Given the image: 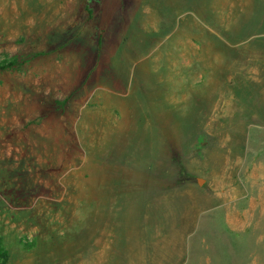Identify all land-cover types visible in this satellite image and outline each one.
<instances>
[{"label": "rangeland", "instance_id": "rangeland-1", "mask_svg": "<svg viewBox=\"0 0 264 264\" xmlns=\"http://www.w3.org/2000/svg\"><path fill=\"white\" fill-rule=\"evenodd\" d=\"M7 264H264V0H0Z\"/></svg>", "mask_w": 264, "mask_h": 264}, {"label": "trees", "instance_id": "trees-1", "mask_svg": "<svg viewBox=\"0 0 264 264\" xmlns=\"http://www.w3.org/2000/svg\"><path fill=\"white\" fill-rule=\"evenodd\" d=\"M34 54H23L16 53L9 59L0 61V71L9 70L21 67L23 64L27 63L29 60L34 58ZM10 257V250L8 246L4 243L3 239L0 237V264H7Z\"/></svg>", "mask_w": 264, "mask_h": 264}]
</instances>
